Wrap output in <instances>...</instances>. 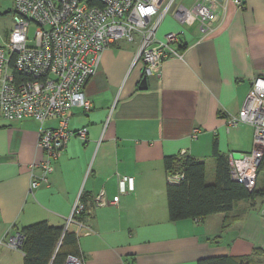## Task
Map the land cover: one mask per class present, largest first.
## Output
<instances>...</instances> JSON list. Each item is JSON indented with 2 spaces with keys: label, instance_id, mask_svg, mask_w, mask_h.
Segmentation results:
<instances>
[{
  "label": "crops",
  "instance_id": "obj_1",
  "mask_svg": "<svg viewBox=\"0 0 264 264\" xmlns=\"http://www.w3.org/2000/svg\"><path fill=\"white\" fill-rule=\"evenodd\" d=\"M219 12L222 21L207 36L199 23L187 25L173 14L164 19L159 37L178 32L183 56L146 76L147 89L139 88L145 74L136 62L138 40L105 49L85 88L91 110L70 111V130L87 128V139L71 136L49 181L34 190L31 167L43 158V124L0 116V264L17 258L24 264V251L10 247L8 238L43 220L66 227L80 195L87 216L83 228L73 225L85 264H198L220 255L264 264V255L253 254L264 248V198L238 201L231 212L203 219L172 221L168 212L165 156L204 160L214 181L215 140L229 158L253 149L254 126L232 127L228 119L264 74V0H222ZM57 123L49 119L44 126ZM120 176H132L134 189L121 191ZM257 187L264 188V169ZM102 190L119 201L97 206Z\"/></svg>",
  "mask_w": 264,
  "mask_h": 264
},
{
  "label": "built area",
  "instance_id": "obj_2",
  "mask_svg": "<svg viewBox=\"0 0 264 264\" xmlns=\"http://www.w3.org/2000/svg\"><path fill=\"white\" fill-rule=\"evenodd\" d=\"M219 7V0H195L190 7L178 0H15L14 28L6 44L0 46V114L8 121L32 117L43 124L39 146L44 153L31 167V190L49 181L71 136L87 139V128L70 130V111L73 107L91 110L85 88L105 49L122 39L138 40L136 62L142 63L145 76H155L168 58L183 56L178 50V32L159 37L164 19L173 14L187 25L199 23L207 36L222 21ZM32 26L35 33L30 38ZM49 119H57V125L44 126ZM228 124L254 126L253 149L230 157L232 179L252 190L264 158V74L254 78L244 105L229 117ZM181 177L175 174L169 179L179 181ZM119 187L121 191L133 190L134 178L120 176ZM118 201V195L109 200L104 190L94 198L97 206ZM84 210L80 195L66 228L74 223L83 228L79 216ZM6 243L19 248L20 233ZM65 264L85 261L69 254Z\"/></svg>",
  "mask_w": 264,
  "mask_h": 264
},
{
  "label": "trees",
  "instance_id": "obj_3",
  "mask_svg": "<svg viewBox=\"0 0 264 264\" xmlns=\"http://www.w3.org/2000/svg\"><path fill=\"white\" fill-rule=\"evenodd\" d=\"M213 155L216 159L215 180L207 181V165L204 160L186 153L167 155L164 167L168 175L166 187L170 220L203 219L216 213L231 212L241 200L264 198V188L249 189L232 179L230 158L221 153L218 141L214 142ZM264 169V158L259 172ZM181 174L179 181H171V175ZM86 210L79 216L84 220ZM227 225V224H226ZM224 225V226H226ZM20 248L24 251V264H65L69 254H80L79 232L75 225L53 226L47 221H38L22 226ZM253 254L264 255V248H256ZM242 257L226 255L205 257L198 264H249Z\"/></svg>",
  "mask_w": 264,
  "mask_h": 264
},
{
  "label": "rangeland",
  "instance_id": "obj_4",
  "mask_svg": "<svg viewBox=\"0 0 264 264\" xmlns=\"http://www.w3.org/2000/svg\"><path fill=\"white\" fill-rule=\"evenodd\" d=\"M188 0H178L179 3L187 2ZM13 9H14V0H0V46H4L9 39V36L14 28L13 20ZM35 26L30 28V38L34 37ZM207 181H213V169L210 164L207 166ZM262 184V182H261ZM16 264H23L19 258L14 259L13 261Z\"/></svg>",
  "mask_w": 264,
  "mask_h": 264
},
{
  "label": "water",
  "instance_id": "obj_5",
  "mask_svg": "<svg viewBox=\"0 0 264 264\" xmlns=\"http://www.w3.org/2000/svg\"><path fill=\"white\" fill-rule=\"evenodd\" d=\"M220 1H222V0H220ZM139 88L140 89H147L148 88V79L146 76H144L143 79L141 80ZM20 237H21V239L23 238V236L21 234H20Z\"/></svg>",
  "mask_w": 264,
  "mask_h": 264
},
{
  "label": "bare ground",
  "instance_id": "obj_6",
  "mask_svg": "<svg viewBox=\"0 0 264 264\" xmlns=\"http://www.w3.org/2000/svg\"><path fill=\"white\" fill-rule=\"evenodd\" d=\"M0 116H1V114H0ZM1 117H3V116H1ZM4 118V117H3Z\"/></svg>",
  "mask_w": 264,
  "mask_h": 264
}]
</instances>
